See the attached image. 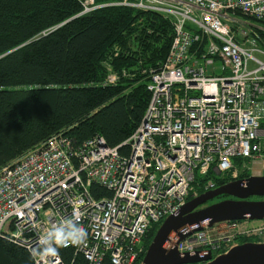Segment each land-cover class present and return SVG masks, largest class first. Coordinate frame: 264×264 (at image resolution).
<instances>
[{
  "label": "built area",
  "instance_id": "built-area-1",
  "mask_svg": "<svg viewBox=\"0 0 264 264\" xmlns=\"http://www.w3.org/2000/svg\"><path fill=\"white\" fill-rule=\"evenodd\" d=\"M119 5L158 14L173 29L165 60L148 71L141 124L117 147L99 136L75 146L58 134L0 169V237L9 234L34 264H63L60 255L41 259L34 252L39 238L69 217L86 239L60 250L87 264H140L151 231L198 196L197 178L208 179L206 193L217 188L211 177L236 179L235 161L264 162V46L244 31L243 39L235 36L245 28L237 14L264 24V0ZM119 80L108 68L103 86ZM93 186L110 196L93 197ZM238 241L264 244V219L212 227L204 220L171 233L163 248L215 259Z\"/></svg>",
  "mask_w": 264,
  "mask_h": 264
},
{
  "label": "trees",
  "instance_id": "trees-1",
  "mask_svg": "<svg viewBox=\"0 0 264 264\" xmlns=\"http://www.w3.org/2000/svg\"><path fill=\"white\" fill-rule=\"evenodd\" d=\"M123 1L0 0V169L58 134L75 146L99 136L117 147L141 124L148 71L165 60L173 29L162 16L120 6ZM90 6L99 8L83 13ZM108 68L120 76L116 86H103ZM243 163L234 162L239 178L248 176ZM211 179L217 187L228 180ZM207 180H195L198 195ZM90 192L110 196L95 186ZM59 255L63 264H87L71 250ZM0 264L34 262L4 233Z\"/></svg>",
  "mask_w": 264,
  "mask_h": 264
},
{
  "label": "water",
  "instance_id": "water-1",
  "mask_svg": "<svg viewBox=\"0 0 264 264\" xmlns=\"http://www.w3.org/2000/svg\"><path fill=\"white\" fill-rule=\"evenodd\" d=\"M221 197L234 200L210 204ZM250 198H264V175L231 181L193 198L177 214L161 223L140 264H264V244L243 243L215 259L210 256L200 259L198 255H179L176 249L165 251L163 248L171 233L204 220H208L209 227L223 222L263 220L264 200L247 201ZM184 238L180 236V240Z\"/></svg>",
  "mask_w": 264,
  "mask_h": 264
},
{
  "label": "clouds",
  "instance_id": "clouds-1",
  "mask_svg": "<svg viewBox=\"0 0 264 264\" xmlns=\"http://www.w3.org/2000/svg\"><path fill=\"white\" fill-rule=\"evenodd\" d=\"M86 239L85 229L75 218H63L39 238V247L34 254L41 259L58 257L61 247L69 244L79 245Z\"/></svg>",
  "mask_w": 264,
  "mask_h": 264
},
{
  "label": "rangeland",
  "instance_id": "rangeland-1",
  "mask_svg": "<svg viewBox=\"0 0 264 264\" xmlns=\"http://www.w3.org/2000/svg\"><path fill=\"white\" fill-rule=\"evenodd\" d=\"M113 5H115V3L114 4L113 3H107V6H113ZM97 7L99 8V6H90V7H87L84 10L83 13H88V12H90L93 9H97ZM235 16H236L237 20H239L241 23H243L242 26L245 27L242 30L239 29L238 31L237 30L235 31V29H234L236 38L237 39H243L241 37V34L240 33H241V31H244L246 35H249V36H253L254 35L255 38L259 39V41L264 46V39L261 38L258 35V32L264 33V28H261V26H257V23H255V21H252V20H249V19H246V18L239 17L238 15H235ZM235 16H234V18H235ZM245 23H249V24H245ZM255 29H256V31H255ZM242 171H245V170L244 169H241V172ZM248 175H252V174L251 173L250 174L248 173ZM239 176L240 175H237L236 179H239ZM246 178H247V176H243V179H246ZM217 200H219V199H217ZM217 200L213 201L212 203H215Z\"/></svg>",
  "mask_w": 264,
  "mask_h": 264
},
{
  "label": "crops",
  "instance_id": "crops-1",
  "mask_svg": "<svg viewBox=\"0 0 264 264\" xmlns=\"http://www.w3.org/2000/svg\"><path fill=\"white\" fill-rule=\"evenodd\" d=\"M262 164H264V162H261V164L260 161L244 162L242 169H244L249 174L251 173L252 175H259L262 173Z\"/></svg>",
  "mask_w": 264,
  "mask_h": 264
},
{
  "label": "flooded vegetation",
  "instance_id": "flooded-vegetation-1",
  "mask_svg": "<svg viewBox=\"0 0 264 264\" xmlns=\"http://www.w3.org/2000/svg\"><path fill=\"white\" fill-rule=\"evenodd\" d=\"M243 178H239L238 180H242ZM223 200H234L228 197H221L218 201H223ZM264 198H250L247 201H263ZM244 241H238V244L243 243Z\"/></svg>",
  "mask_w": 264,
  "mask_h": 264
}]
</instances>
